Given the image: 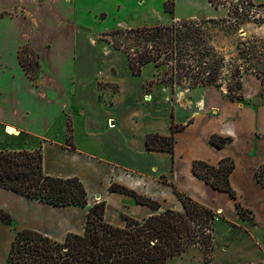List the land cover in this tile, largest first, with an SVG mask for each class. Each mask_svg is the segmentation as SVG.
Returning a JSON list of instances; mask_svg holds the SVG:
<instances>
[{
  "label": "rangeland",
  "instance_id": "1",
  "mask_svg": "<svg viewBox=\"0 0 264 264\" xmlns=\"http://www.w3.org/2000/svg\"><path fill=\"white\" fill-rule=\"evenodd\" d=\"M5 1L3 7H0V16L19 18L15 21L0 20V69H3V73H0V93L13 104L12 101L17 97L13 86L19 83L20 91L17 95L27 114L25 123L28 132L9 136L6 128L4 130L7 122L2 120L0 151H31L41 147L43 169L47 173L63 174L70 169L78 172L83 176L91 192L107 195L106 183L116 177L108 167L100 171L98 180L92 175L86 176L85 173L93 170L96 165L92 169L88 168V171L84 165H77L71 151H61L51 144L49 140L59 141L62 138V126L58 125V119L61 120L65 115L66 147H72L71 121L73 120V129H77V140L84 149H92L100 156L103 154L111 157L113 153V158L117 161L122 158L118 151L113 152L105 147V140L111 137L112 133L104 128L102 117L105 116V109L97 107L99 105L95 106L91 96L92 91H76L77 97L81 94L80 106L70 101V93L75 92L74 84L89 83L95 76L93 87L96 88L97 85V98L102 103L108 102L105 97L108 91L118 90L117 85L107 79L116 78L120 83L129 85L131 93L123 96L122 110L118 115V118L127 116L128 124L131 123L132 117L136 116L132 115L135 110L134 105L141 103L140 87L144 92L145 105L147 102L144 98L149 97L148 101L150 100L151 90L160 89L159 101L163 99L175 110L177 107L190 108L195 114L205 105L203 95L208 105L220 103V96L214 92V89L227 98L230 95H238L235 83L237 75L246 73L259 79L262 84L259 97L260 100H264V17L255 16L257 8L254 5L260 0H252L254 7H245L249 12L244 15L238 13V18H228L234 8L242 6L238 0H214L216 8L209 0H21L18 8L14 10L8 6L16 0ZM58 1L62 4H59V7L55 5V15L51 14L48 5ZM168 1L173 2V15L164 11V4ZM38 3L42 4L40 8L37 7ZM35 7L39 9L36 10V14ZM261 8L264 12V5ZM28 12L33 16L37 15L39 22L32 21V15ZM185 20H193L197 23L205 45L217 57L218 86L194 85L189 88L193 83L189 77L176 75L172 80V76L165 74L167 66L156 67L154 63L139 67V74H134L129 66V58L141 50L139 31ZM202 61L191 59L190 63L196 66ZM17 69H24L31 82H27ZM204 73L207 74L209 71L204 69ZM205 88L209 91L204 94ZM85 93L88 95L86 96ZM4 101L2 100L0 105L1 119L7 115L11 116L13 112L8 111ZM153 101L155 102V97L148 103L151 104ZM140 106L142 105L138 106L139 110L144 112L145 108ZM145 107L155 109L153 106ZM161 108L163 107L158 105V109ZM163 111L161 110L160 113ZM72 112L75 115L78 112L83 114L74 115L73 119ZM201 115L204 116V113ZM175 119L182 120L177 115ZM218 119L220 121L223 117ZM142 128L138 129L137 138ZM189 133L190 131L176 139L178 148L173 157L174 165L171 157L160 159L147 157V168L160 167L168 162L173 166L170 173L158 172L159 182L155 180L150 170L147 171L146 177L141 178L148 186H142L140 189L147 195L158 198L155 201L160 204L161 211L176 210L174 206L179 202L171 192L177 189L176 186L189 193L186 176L190 171V164L188 159L183 157ZM145 168L143 166L142 170ZM256 177L257 180L264 181V167L256 171ZM250 179V182L242 183L241 175L239 176L238 187L243 192V197L241 201H237L243 207H253L256 221L250 220L252 216L254 217L252 213H245L244 218L239 215L236 218L234 202L229 197L212 194L208 197L209 200H212L215 206H223V215L227 220L220 212L214 211L216 217L211 233L210 250L191 249L183 255L168 260L167 264H253L264 260V189L259 188L252 178ZM97 201L94 200L98 203ZM129 201L109 200L104 220L111 225L123 227L125 220L119 215V211L122 210L132 218H140L143 210L133 200L129 199ZM28 202L30 205L22 204L21 201L16 203L12 197H4V195L1 198L0 207L8 210L12 223L11 225L0 223V264L7 263L15 233L22 229L24 223L30 222L28 215L34 217V213L46 214L37 206L39 202L34 203L32 200ZM17 207H20L18 211ZM63 214L66 212H62ZM73 217L72 223H75L76 220L81 219L82 212L79 211V214Z\"/></svg>",
  "mask_w": 264,
  "mask_h": 264
},
{
  "label": "trees",
  "instance_id": "2",
  "mask_svg": "<svg viewBox=\"0 0 264 264\" xmlns=\"http://www.w3.org/2000/svg\"><path fill=\"white\" fill-rule=\"evenodd\" d=\"M209 1L216 8L215 1ZM238 1L242 6L234 8L228 18H238V13L244 15L249 12L245 7H254L252 0ZM164 11L174 14L172 1L164 4ZM138 37L141 50L129 58V66L134 74H139V67L154 63L156 67L167 66L165 74L172 76V80L176 75L189 77L193 82L189 88L194 85L218 86L216 75L219 62L205 45L201 30L193 20L145 28L139 31ZM191 59L203 61L193 66ZM204 69L209 73H204ZM241 77L242 74L237 75L235 83L238 95H230L231 100H243ZM184 127L172 123L167 136L147 135L146 148L172 155L175 134ZM229 142V137L213 135L210 138V144L216 148H222ZM42 160L41 147L31 151H0V189L53 207H85L87 193L81 181L76 177L63 179L45 174ZM234 167L231 158H224L217 165L194 161L191 170L213 189L227 193L236 200L230 185ZM259 182L264 185V181ZM109 191L127 195L136 204L147 206L156 213L142 220L123 216L125 225L117 227L104 220L105 203L94 204L86 215L83 234H68L63 242L53 241L30 229L17 231L6 264H167L168 260L191 249L210 250L216 216L209 208L193 202L176 189L173 193L181 204V211H161L160 204L155 200L118 184H112ZM235 209L243 218L245 213H252L238 201L235 202ZM0 220L8 225L12 223L11 216L2 210ZM250 220H254V217ZM253 264H264V260Z\"/></svg>",
  "mask_w": 264,
  "mask_h": 264
},
{
  "label": "crops",
  "instance_id": "3",
  "mask_svg": "<svg viewBox=\"0 0 264 264\" xmlns=\"http://www.w3.org/2000/svg\"><path fill=\"white\" fill-rule=\"evenodd\" d=\"M19 2H21V0L18 1L16 0L14 1V3L17 4L13 3L14 5L12 4L11 6L8 7H10L13 10L17 9ZM4 3H6L5 0H0V7H3ZM59 4L62 3L58 1L48 5V8L51 9L50 10L51 14L55 15L54 7L55 5L59 7ZM254 5L255 8H257V10L255 11V16L264 17V12L263 9L261 8V6L264 5V0H260V2L259 1L255 2ZM41 6L42 4L39 3L37 4L38 8H40ZM38 8L37 9L36 7L34 8L35 14H36V10L37 11L39 10ZM28 14L32 15L31 12H28ZM33 17L35 18L33 19ZM57 17L60 18L58 14ZM17 18L19 17L7 18L0 16V20H7V21L9 20L15 21ZM32 21L39 22L38 16L32 15ZM17 70L20 72L23 78L26 79L27 82H31L29 78L25 75L23 69H17ZM0 73H3V69H0ZM94 78L89 83L82 82L77 85L74 84L75 92L72 93L70 91L71 92L69 97L70 101H73V103L75 102L74 103L75 105L80 106L82 105L80 98L81 94H79L77 97L76 91L79 92H82L84 90L92 91L91 96H92V100H94L95 106L99 105L97 107H99L100 109H105V116L102 117L104 128L112 133V136L108 137L105 140L104 143L105 147H107L106 149L108 150H113V152L118 151L122 159L120 161L115 160L113 158V153H111V157L110 155L106 156L103 154L102 156H100L92 149L90 150L86 148L84 149L81 146L79 140H77V129H73L74 127L73 120L71 121L72 147L71 146L66 147L67 140L65 137V130H64L65 115H63L64 118H62L61 120L58 119V125L62 126L61 140L59 141L49 140V142L51 144H54L61 151L63 150H67V152L71 151L73 156L76 158L75 162H77V165L82 164L86 167L87 170L88 168L92 169L96 165V167L93 170L91 171L88 170L89 172L85 173L86 176L92 175L96 180H98L101 174L100 171L104 167H108L111 169L110 172L113 173L116 179H111L106 183L107 195H103L102 193L99 194L98 192H94V191L91 192L83 176H81L78 172H73L70 169L63 174L61 173L49 174L43 169L44 173L49 176L63 178V179L73 178V177L78 178L83 184L87 193V205L83 208L53 207L45 203H42L40 201L26 198L19 194H15L13 192L0 189V201L1 198H3V195L4 197L5 196L12 197L13 201L16 203L21 201L22 204L24 203L29 204L28 202L29 200L34 201V203L36 201L39 202L37 206L39 208H42L46 213L45 215H36L34 213V217H30L28 215L30 222L24 223L22 229H30L33 231H37L56 242H63L68 234L82 235L84 232L86 215L89 209L93 207L94 204H97L96 202H94L95 199L98 200L97 201L98 203L99 202L105 203V211L108 210L109 200H115V201L124 200L127 202H130L129 199L133 200L131 197L127 195L119 194L116 192H110L109 187L112 184H118L124 186L130 190H133L137 194L151 198L152 200L158 199L157 197L147 195L144 191L140 189L142 186L143 187L148 186L147 182H144L141 178L146 177L147 171L150 170L151 172H153V176L155 180H157V178L159 177L158 172L165 171V173H170L172 172L173 166H171L170 163L168 162L166 165L164 164L161 165L160 167L151 166L147 168L148 166L146 161L147 157L151 156L157 159H160L162 157H171L172 165H174L173 157H175L178 148V141H176V139H178L181 135L187 133L188 131H190V133L186 139V144H185L186 149L183 152V157L187 158L190 164V171L186 176L187 185L189 187V193L182 191L175 185L177 191L185 194L193 202L199 205L209 208L212 211L220 212V214L224 217L223 206H215L213 205L212 200H209L208 197H210L212 194H218L219 196L222 197H229L232 200V202H234V207H235V202L237 200L241 201L243 197L242 195L243 192L238 187L239 186L238 178L240 175H241L242 183L250 182L251 180L250 178H252V180L259 188L264 189V185H261L256 177V171L260 167H264V100H260L259 97L262 90V84L259 81V79L254 75L242 73L241 94L243 100L241 101L231 100L222 93H220V91L214 89V92L218 93V95L220 96V103L218 104L211 103L208 105L205 101V96L203 95V104L205 105L202 110H200L195 114L190 108L183 107L182 109L177 107L178 109L176 108L175 110L172 109L167 102H164L163 99L159 101L158 93L161 92L160 89L151 90L150 100L148 101V97L144 98V100L147 102L146 103L147 105H145V103H143L144 92L142 87H140L139 92L140 95H142V98H141V103L139 105H142L140 107L145 108V110L144 112H141L138 108L139 105H134L135 110L132 113V115H136V116L132 117L130 124H128L127 116L118 118V115L122 110L121 106H122L123 96L127 93H131L130 86L127 85L126 83L124 84L120 83L116 78L111 77L110 79H107L110 80L113 84H116L118 90L117 92L108 91L105 96L108 102L102 103L99 102L97 98L98 96L97 85L96 88L93 87ZM19 86H20L19 83L18 84L15 83L13 86V91H15V93L17 94L20 91ZM208 91H209L208 88H205L203 93L205 94ZM17 94H16L17 97L14 99V101H12L13 102L12 104L11 100L9 101L7 97H4L0 93V105L2 103V100L4 101V99L6 98L5 99L6 101L4 102L8 107L7 108L8 111L10 110L13 111L11 116L7 115L4 119L0 118V123L2 122V120L7 122V124H5L7 126L4 127V130L7 127H11L15 129L17 134L15 136L22 135L23 133L28 132V128L25 123L26 121L25 117L27 116V114L24 112L25 109L20 104L21 102ZM85 95L87 96L88 94L85 93ZM153 97H155V102L153 101V103L149 104L148 102H150L153 99ZM158 105L163 108L159 110ZM145 106L147 107L153 106L155 109L146 108ZM161 110L164 111L160 113ZM201 113H204V116L201 115ZM78 114H83V113L78 112ZM78 114L76 115L78 116ZM74 115H75L74 113L71 115L73 119H74ZM176 115L180 117V119L182 120H176L175 119ZM200 115L202 117H200ZM219 117H223V119L218 121ZM198 118L200 119L199 121L196 122ZM172 123L178 126L180 125L185 126L183 130L175 134V146H174L173 154L171 155L170 153L167 152L149 151L146 148V144H145L147 135L159 134V135L167 136L171 132ZM139 128H142V132L139 133V136L137 138L136 135ZM213 135H218L224 138L229 137L231 139V142L225 144L222 148H216L210 144V138ZM9 136H13V135H9ZM61 151H60V155L62 156ZM224 158H231L234 161L235 167L230 175V185L234 189V192L236 194V200L231 198L227 193L213 189L203 180L197 178L192 173L191 170L194 161H203L210 165H217L218 162ZM42 159H43V154H42ZM143 166L146 167L144 170H142ZM135 177H137V179ZM163 184L168 185L166 183ZM171 192L173 196L176 198V196L173 193V190ZM124 198H127L128 200L127 199L125 200ZM177 201L179 202L178 199ZM137 205L141 210H143V214L140 218L138 219L132 218L131 216L124 213L126 212L125 210L119 211L120 217L127 216L132 219L142 220L154 214L151 208L144 205H139V204ZM19 208L20 207H17L16 210L18 211ZM174 208L176 209L175 211H181L182 207L180 202L179 204H176ZM244 208L252 212V214L255 217L254 219L256 221V215L253 213L254 212L253 207L245 206ZM0 210L10 215L8 210L5 208L0 207ZM234 210L237 218L238 217L237 211L236 209ZM79 211L82 212L81 219L78 221L76 220L75 223H72V219L74 218L73 215H78ZM62 212H66V214L62 215ZM225 220L227 219L225 218ZM0 223L3 222H1L0 220ZM120 227H122V225H120ZM15 229H17V227Z\"/></svg>",
  "mask_w": 264,
  "mask_h": 264
},
{
  "label": "bare ground",
  "instance_id": "4",
  "mask_svg": "<svg viewBox=\"0 0 264 264\" xmlns=\"http://www.w3.org/2000/svg\"><path fill=\"white\" fill-rule=\"evenodd\" d=\"M149 98V97H148ZM6 133L8 134V135H17L16 134V130L15 129H13V128H11V127H7L6 128ZM18 133V132H17Z\"/></svg>",
  "mask_w": 264,
  "mask_h": 264
},
{
  "label": "water",
  "instance_id": "5",
  "mask_svg": "<svg viewBox=\"0 0 264 264\" xmlns=\"http://www.w3.org/2000/svg\"><path fill=\"white\" fill-rule=\"evenodd\" d=\"M243 33V32H242Z\"/></svg>",
  "mask_w": 264,
  "mask_h": 264
}]
</instances>
